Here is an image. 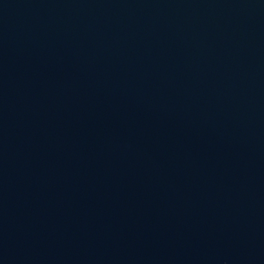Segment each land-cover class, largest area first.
<instances>
[{"label": "water", "instance_id": "obj_1", "mask_svg": "<svg viewBox=\"0 0 264 264\" xmlns=\"http://www.w3.org/2000/svg\"><path fill=\"white\" fill-rule=\"evenodd\" d=\"M0 264H264V0H0Z\"/></svg>", "mask_w": 264, "mask_h": 264}]
</instances>
